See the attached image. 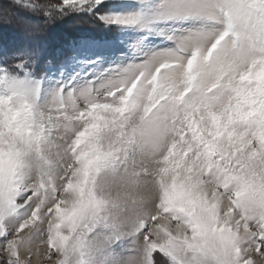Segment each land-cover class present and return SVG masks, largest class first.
Returning <instances> with one entry per match:
<instances>
[{"label": "snow or ice", "instance_id": "obj_1", "mask_svg": "<svg viewBox=\"0 0 264 264\" xmlns=\"http://www.w3.org/2000/svg\"><path fill=\"white\" fill-rule=\"evenodd\" d=\"M0 264H264V0H0Z\"/></svg>", "mask_w": 264, "mask_h": 264}, {"label": "trees", "instance_id": "obj_2", "mask_svg": "<svg viewBox=\"0 0 264 264\" xmlns=\"http://www.w3.org/2000/svg\"><path fill=\"white\" fill-rule=\"evenodd\" d=\"M13 39H15V37L13 36L10 30L5 29V30L0 31V42L1 43H3L5 40L12 41Z\"/></svg>", "mask_w": 264, "mask_h": 264}, {"label": "rangeland", "instance_id": "obj_3", "mask_svg": "<svg viewBox=\"0 0 264 264\" xmlns=\"http://www.w3.org/2000/svg\"><path fill=\"white\" fill-rule=\"evenodd\" d=\"M1 43V42H0Z\"/></svg>", "mask_w": 264, "mask_h": 264}]
</instances>
